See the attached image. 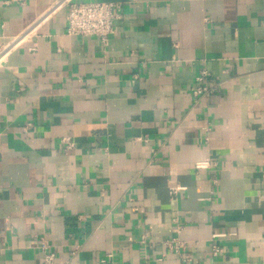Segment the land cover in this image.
Wrapping results in <instances>:
<instances>
[{
  "label": "crops",
  "instance_id": "obj_1",
  "mask_svg": "<svg viewBox=\"0 0 264 264\" xmlns=\"http://www.w3.org/2000/svg\"><path fill=\"white\" fill-rule=\"evenodd\" d=\"M22 1L0 0V264H264V0H80L117 4L106 45Z\"/></svg>",
  "mask_w": 264,
  "mask_h": 264
},
{
  "label": "built area",
  "instance_id": "obj_2",
  "mask_svg": "<svg viewBox=\"0 0 264 264\" xmlns=\"http://www.w3.org/2000/svg\"><path fill=\"white\" fill-rule=\"evenodd\" d=\"M8 1L19 3L21 5L24 4L22 0ZM127 1L133 2L134 0ZM62 2V4H65L67 9L65 15V32L68 36H79L83 38L96 37L103 45L107 44L109 37H111L114 33V23L120 19L116 3L105 1L84 2L80 0H63ZM15 43L16 39L3 40V38L0 37V63L16 46L11 47L9 50L5 47L7 45L10 47ZM218 86L219 85L217 83H214L211 74L202 70L198 73L195 84L191 88V94L195 99L203 98L208 96L211 92L216 91ZM203 165L204 164H200L197 168L207 166ZM174 192L175 189H172L171 193ZM167 245L171 252H178V250L182 248L180 242L175 240L167 243ZM42 248H44V246H42ZM219 252L220 250L217 247L213 248L214 254ZM53 261L54 255L45 253L41 259V264H52Z\"/></svg>",
  "mask_w": 264,
  "mask_h": 264
},
{
  "label": "bare ground",
  "instance_id": "obj_3",
  "mask_svg": "<svg viewBox=\"0 0 264 264\" xmlns=\"http://www.w3.org/2000/svg\"><path fill=\"white\" fill-rule=\"evenodd\" d=\"M17 45V43H15L14 45H12V46H10V47H8V45L5 47V48H7L8 50L9 49H11V47H14V46H16Z\"/></svg>",
  "mask_w": 264,
  "mask_h": 264
}]
</instances>
